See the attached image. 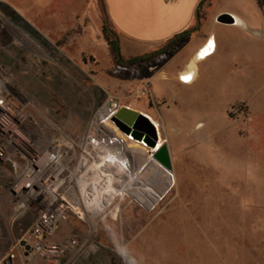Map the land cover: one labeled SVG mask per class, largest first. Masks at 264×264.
Here are the masks:
<instances>
[{"label":"rangeland","instance_id":"obj_1","mask_svg":"<svg viewBox=\"0 0 264 264\" xmlns=\"http://www.w3.org/2000/svg\"><path fill=\"white\" fill-rule=\"evenodd\" d=\"M212 6L214 15L241 14L264 24L256 0H212L204 19ZM102 23L101 0H0V79L9 104L29 115L26 103L36 102L53 111L65 131L79 134L113 98L119 108L150 117L171 156V186L152 209L126 196L117 220L85 223L72 216L52 239L61 240L70 227L84 234L98 227L91 243L103 254L96 255L97 248L73 264H264V58L255 86L232 61H223L228 67L217 68L211 83H184L172 75L188 62L193 45L154 63L120 67L105 45ZM201 60L202 72L209 62ZM164 73L166 79H158ZM23 128L38 136L31 118ZM120 133L128 144L135 141ZM135 142L151 156L148 146ZM137 166V184H153L146 162L137 159ZM10 174L8 163L0 164V195ZM34 218L28 211L13 223L10 201L1 200L0 255L13 252L14 264H36V255L23 258L16 247Z\"/></svg>","mask_w":264,"mask_h":264},{"label":"built area","instance_id":"obj_2","mask_svg":"<svg viewBox=\"0 0 264 264\" xmlns=\"http://www.w3.org/2000/svg\"><path fill=\"white\" fill-rule=\"evenodd\" d=\"M0 83V164L11 167L10 182L0 195V202L3 198L10 201L13 223L28 211L35 215L16 247L32 252L43 264H72L93 251L91 236L98 227L90 225L88 234L70 227L61 240L55 241L52 236L61 225L72 216L80 222H99L112 211H119L126 196L135 199L120 189L129 185L124 179L121 150L103 126L107 122L114 132L118 131L113 117L119 104L109 98L96 110L85 132L73 134L65 131L53 111L42 110L36 102L26 103L32 112L29 115L13 107L7 101L1 79ZM147 85L140 90L143 96L148 93ZM108 102L105 121L101 111ZM28 118L38 136L24 130ZM120 132V139L126 144ZM14 258L13 252L8 253L1 263L13 264Z\"/></svg>","mask_w":264,"mask_h":264},{"label":"crops","instance_id":"obj_3","mask_svg":"<svg viewBox=\"0 0 264 264\" xmlns=\"http://www.w3.org/2000/svg\"><path fill=\"white\" fill-rule=\"evenodd\" d=\"M200 1L101 0V4L110 25L119 35L120 50L124 49L127 56L135 57L153 52L157 46L164 45L175 35L183 33L195 25ZM213 8L212 6L199 29L188 37L186 45L174 53L179 54L180 51L193 45L188 62L183 68H178L172 78L180 79L181 82L186 83L187 81L182 79V73L186 72L194 55H202L203 58L201 57L202 60L199 62H209L208 65L201 72L200 69L197 70V62L193 77L187 83H196L200 80L203 84L211 83L216 77L217 68L226 69L228 67V64L223 61H232L234 70L243 71L250 85L253 83L255 86L258 82L259 58H264V24L254 23L241 14H229L238 19L237 24H224L217 21V17L222 13L214 15ZM164 77L160 76L158 79H166V75ZM238 77L242 76L238 73ZM240 103L246 105L249 112L250 105L247 101ZM118 214L119 211L114 210L108 216L117 220ZM98 244L102 246L100 243ZM99 248L94 244L93 252L98 250L96 255H101L104 252L101 251L102 248ZM17 252L23 258L34 256L32 252H25L19 248ZM71 254L70 252L67 256ZM4 256L0 255V260ZM38 263L43 264L39 257H37L36 264Z\"/></svg>","mask_w":264,"mask_h":264},{"label":"bare ground","instance_id":"obj_4","mask_svg":"<svg viewBox=\"0 0 264 264\" xmlns=\"http://www.w3.org/2000/svg\"><path fill=\"white\" fill-rule=\"evenodd\" d=\"M203 58L202 55H194L193 61L187 66L186 72L182 73V79L184 81H191L193 74L195 72L197 62L200 58ZM185 71V70H184ZM181 76V75H180ZM186 82V83H187ZM1 85V83H0ZM110 105V102L106 104L101 111L102 120H107L108 112L107 106ZM105 127L104 131L106 134L111 137V141L117 143V147L121 150V157L123 158V170L125 172V181L129 183L128 186L125 184L120 187L121 190H125L127 193L132 195L137 199L139 203L145 206L148 209H152L160 197L165 193V191L171 186L172 177L171 173L164 170L162 166L152 159V156H148L146 149L141 147L137 142L132 141L130 144L128 142L125 144L120 137H122L118 131L114 132L105 122L103 125ZM160 141V138H159ZM158 145L161 146L158 142ZM137 159L146 162L148 170L146 172V177L154 181L153 184L146 183L145 179L141 183L137 184L135 172L138 168ZM140 167V166H139ZM140 171V170H139ZM146 171V170H145ZM145 177V178H146ZM139 180V179H138ZM145 185V186H144ZM155 185V186H154ZM157 185L159 187H157Z\"/></svg>","mask_w":264,"mask_h":264},{"label":"water","instance_id":"obj_5","mask_svg":"<svg viewBox=\"0 0 264 264\" xmlns=\"http://www.w3.org/2000/svg\"><path fill=\"white\" fill-rule=\"evenodd\" d=\"M217 21L224 24H237L239 22L236 17L224 13L217 17ZM115 105L116 104H114V106ZM113 121L116 123L118 129L125 135L148 146V148L152 150V158L157 161L164 170L168 172L172 170L173 166L167 148L168 145L166 143H163L161 146L158 145V126L150 117L129 107H118ZM26 248L29 249V246Z\"/></svg>","mask_w":264,"mask_h":264},{"label":"trees","instance_id":"obj_6","mask_svg":"<svg viewBox=\"0 0 264 264\" xmlns=\"http://www.w3.org/2000/svg\"><path fill=\"white\" fill-rule=\"evenodd\" d=\"M258 3V7L261 9V11L264 14V0H256ZM212 5V0H201L198 4L196 18L197 22L195 25H193L188 30L184 31L183 33H179L175 35L171 40H169L167 43L162 45V47L154 52L148 53L144 56H135L132 59H125L122 56L121 50H120V39L117 32L113 29V27L110 25V21L108 20L104 7L103 13H104V23H102L101 27V33L103 36V39L105 41V45L108 49V52L114 62V65L116 66H127L129 64H132L134 62L138 61H150V62H156L158 60H162L163 57H165L167 54H172L176 52L177 48L182 45L183 41L191 36L195 31L199 29V26L202 24V22L205 20V9L210 7Z\"/></svg>","mask_w":264,"mask_h":264}]
</instances>
